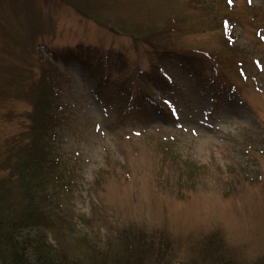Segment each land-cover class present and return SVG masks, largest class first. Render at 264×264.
Here are the masks:
<instances>
[{"label": "rangeland", "instance_id": "obj_1", "mask_svg": "<svg viewBox=\"0 0 264 264\" xmlns=\"http://www.w3.org/2000/svg\"><path fill=\"white\" fill-rule=\"evenodd\" d=\"M80 49L86 64L63 62ZM47 60L54 147L72 168L52 193L76 226L53 242L104 264L264 260V0H0V146Z\"/></svg>", "mask_w": 264, "mask_h": 264}, {"label": "trees", "instance_id": "obj_2", "mask_svg": "<svg viewBox=\"0 0 264 264\" xmlns=\"http://www.w3.org/2000/svg\"><path fill=\"white\" fill-rule=\"evenodd\" d=\"M88 52L89 50L80 49L78 58L60 57L65 63L76 60L86 64L83 61L88 60ZM52 56L55 61L61 60L58 56ZM155 56L165 61H172V56H176L177 62L181 64L193 62L192 54L170 49H155ZM210 60L208 55L205 58L199 56V63L193 64L197 63L204 73V65L209 64ZM47 61L49 72L44 70L43 75L31 83L26 93V99L32 108L26 114L22 130L0 146V264H104L103 259L92 261L78 255L72 257L69 255V247L53 242L48 233L52 230L51 232L63 233L64 236L72 233L76 226L69 221L63 223L65 215L56 208L60 207L59 196L52 193L54 189L66 186L72 168L67 160L57 156L54 147V128L59 121L54 99L57 90L53 86L56 78L51 73L55 71L50 69L54 64ZM121 64L125 65V62ZM155 66L153 81L159 84L169 83L168 77ZM124 69L122 66V70ZM21 71H25V75H33L30 67L28 70L21 68ZM216 73L217 69L211 66L210 74ZM17 75L23 77L24 74L19 72ZM145 75V72L136 74L142 80ZM23 81L22 78L21 82ZM128 83L133 84L132 80H128ZM120 92L127 100L132 99L135 93L132 88ZM141 234L136 233L139 238L143 237ZM259 264H264V260Z\"/></svg>", "mask_w": 264, "mask_h": 264}, {"label": "snow or ice", "instance_id": "obj_3", "mask_svg": "<svg viewBox=\"0 0 264 264\" xmlns=\"http://www.w3.org/2000/svg\"><path fill=\"white\" fill-rule=\"evenodd\" d=\"M229 3H231V0H229Z\"/></svg>", "mask_w": 264, "mask_h": 264}]
</instances>
